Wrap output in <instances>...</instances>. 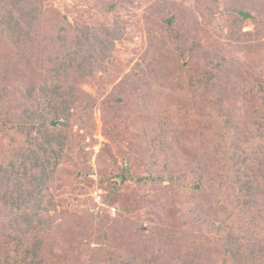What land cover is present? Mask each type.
<instances>
[{
	"label": "rangeland",
	"instance_id": "obj_1",
	"mask_svg": "<svg viewBox=\"0 0 264 264\" xmlns=\"http://www.w3.org/2000/svg\"><path fill=\"white\" fill-rule=\"evenodd\" d=\"M44 3L56 9L46 14L54 27L41 25L44 34L57 33L61 25L69 39L82 32L71 50L75 59L68 61V76L58 79L64 91L82 94L92 116L90 123L73 126L77 148L47 197L57 208L51 212L54 254L68 257L70 264L99 259L111 264L112 248L139 254L152 232L162 235L157 239L167 233L183 236L193 246L222 219L221 203L236 202L235 181L242 169L233 163L230 147L250 139L251 149L264 156V0ZM234 10L250 16L237 21ZM58 44H42L38 52L69 55ZM6 57L1 88L12 91L23 77L44 78L35 77L36 61L21 74V60ZM235 86L253 90L260 108L245 116L234 112L232 121L225 113L234 103ZM4 138L3 152L11 137ZM124 173L127 180L121 178ZM244 173L247 183L254 176L260 181V191L255 190L259 209L243 210L246 220L236 232L250 247L264 242V177L252 162ZM117 176L121 182L113 180ZM170 177L178 179L171 183ZM88 223L101 231L92 236L81 231ZM199 245L208 252L193 256L191 264L223 258L221 247L217 254L212 244Z\"/></svg>",
	"mask_w": 264,
	"mask_h": 264
},
{
	"label": "trees",
	"instance_id": "obj_2",
	"mask_svg": "<svg viewBox=\"0 0 264 264\" xmlns=\"http://www.w3.org/2000/svg\"><path fill=\"white\" fill-rule=\"evenodd\" d=\"M241 11H233L237 21L242 19ZM47 13H56V9L45 4L44 0H0V66L8 55L6 60H21L25 68L20 72L23 74L34 60V65L39 69L35 77H44L39 80L31 76L23 77L12 91L9 87H0V137L1 140L5 136L11 137L5 153L0 150V264H70L68 257L55 255L52 250L53 242L50 240L55 221L51 212L57 211V208L48 204L47 197L61 167L72 161L77 148L73 126L90 123L92 116L82 94L64 91L65 85L58 79L63 75L68 76L66 73L71 68L68 61L74 58L71 50L80 42L82 32L78 31L69 39L65 27L61 25L57 33H51L53 37L44 34L41 25L48 22L54 27L53 22L48 21L52 17H47ZM60 19H63L62 16ZM54 42L66 46L69 55H43L38 52L42 44L54 45ZM90 63L94 64L93 61ZM232 89L234 103H229L225 113L229 120L232 118L233 121L234 112L245 116L253 109L260 108L254 101L257 95L253 90L240 86ZM228 97L225 96L226 100ZM54 121H58V124L55 125ZM230 149L233 150V163L242 169L235 181L239 184V190L235 204L229 207L221 203L219 211L223 217L214 222V228L209 233H201L199 242L195 239L197 243L194 242L192 246L183 236L167 233L164 239H157L162 235L152 232L144 251L139 254L133 251L117 252L120 251L117 247L112 248L115 256L111 264H191L193 256L203 258L202 254L208 252V249H198L196 244H212L217 254L221 247L223 258H218L216 264H264V242L248 247L241 242V234H236L238 225H242L241 220H246L245 213H240L249 207L259 209L255 190L260 191V181H256L257 176L248 183L244 181V170L252 162L261 169L264 177V156L257 149H251L250 139L241 140ZM77 150L82 151L80 148ZM245 152H248L247 155ZM243 154L246 157H242ZM127 169L128 166H124L125 173ZM125 173L121 178L127 180ZM177 179L170 177L168 181L172 183ZM113 180L122 181L118 176ZM200 188V185L194 186L195 191ZM261 202L264 206V199ZM196 218L199 223L204 220L200 216ZM84 230L89 236L101 231L90 224L83 225L81 231ZM150 246L152 251H149ZM209 258L208 253L204 260ZM100 260L96 264H101L104 259Z\"/></svg>",
	"mask_w": 264,
	"mask_h": 264
},
{
	"label": "water",
	"instance_id": "obj_3",
	"mask_svg": "<svg viewBox=\"0 0 264 264\" xmlns=\"http://www.w3.org/2000/svg\"><path fill=\"white\" fill-rule=\"evenodd\" d=\"M241 15H244V17H249L250 15L249 14H247V13H241Z\"/></svg>",
	"mask_w": 264,
	"mask_h": 264
}]
</instances>
